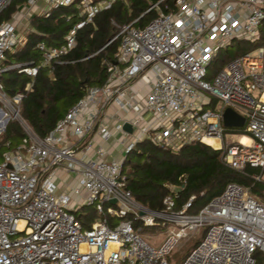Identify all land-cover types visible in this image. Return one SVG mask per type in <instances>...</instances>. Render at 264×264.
Listing matches in <instances>:
<instances>
[{"label": "built area", "instance_id": "2783aa9c", "mask_svg": "<svg viewBox=\"0 0 264 264\" xmlns=\"http://www.w3.org/2000/svg\"><path fill=\"white\" fill-rule=\"evenodd\" d=\"M14 1L0 0V14ZM119 1L125 0H28L30 7L0 24V142L10 121L24 131L22 142L0 157V264H170L179 244L203 228L205 236L181 264H257L256 255H264V203L247 189L229 184L193 214L195 196L178 209V189L171 186L163 210L153 211L128 189L124 162L144 141L174 152L201 142L222 151V161L238 172L258 169L253 178L264 181V46L206 80L213 59L232 41L261 40L264 0H175L169 11L151 6L157 16L145 27H136L137 20L122 27L106 85L90 88L44 138L20 115L25 94L5 91V73L19 70L33 81L41 68L53 70L76 48L78 32ZM73 5L82 20L61 46L38 43L40 65L7 63L25 46L23 21ZM137 81L149 86L147 95L129 94ZM228 108L245 119L243 128L224 126ZM115 140L124 158H109ZM61 171L71 182L60 179ZM85 207L99 215L89 228L77 217ZM162 226L167 235L154 248L141 232Z\"/></svg>", "mask_w": 264, "mask_h": 264}, {"label": "trees", "instance_id": "16d2710c", "mask_svg": "<svg viewBox=\"0 0 264 264\" xmlns=\"http://www.w3.org/2000/svg\"><path fill=\"white\" fill-rule=\"evenodd\" d=\"M26 1L15 0L0 14V24L12 20ZM158 3L163 11H169L174 8L175 0L119 1L78 32L76 48L63 57V63L54 65L53 70L41 68L33 81L19 70H11L2 76L1 82L9 96L25 94L20 115L40 138L46 137L90 88L106 85L108 66L117 61L122 27L136 20V27H145L157 16L156 11L148 10ZM77 12V6L73 5L53 10L48 18L33 15L30 20L31 31L24 40L25 46L10 54L7 63L40 65L43 56L37 50L38 43L61 46L66 35L82 20ZM261 46H264V27L262 38L256 44L245 39L232 41L213 59L206 80L214 78L231 60ZM31 82L32 90L26 92ZM23 137L24 131L19 123L10 122L1 137L0 155L16 148ZM222 155V151L201 142L187 145L179 152L158 147L149 141L141 142L127 154L124 162L127 187L138 203L153 211L163 210L164 199L173 193L171 186L178 189L173 194L178 209L195 196L190 210L193 214H198L232 183L241 185L255 199L264 203V181L253 178L260 171L248 167L244 172H238L222 161ZM77 217L85 228H89L99 215L92 208L85 207L77 213ZM256 257L257 264H264L263 254L258 253Z\"/></svg>", "mask_w": 264, "mask_h": 264}, {"label": "rangeland", "instance_id": "374dc122", "mask_svg": "<svg viewBox=\"0 0 264 264\" xmlns=\"http://www.w3.org/2000/svg\"><path fill=\"white\" fill-rule=\"evenodd\" d=\"M27 2H28V0L26 2H24L21 6L29 5V7H30V4ZM42 4L43 3L40 2L39 6H41ZM20 31L22 32V34H24V36H26L27 33H29L31 31L30 21H23V23L20 27ZM209 82H213V78ZM213 100L215 103L213 107H215V106L219 107L221 105V102L218 99L214 98ZM10 122H12V121H10ZM117 151H118V149H117ZM1 155H3V153H1ZM1 155H0V157H1ZM118 155L121 156L119 153H118ZM125 156H126V154L124 152L121 157L124 158ZM0 161H1V159H0ZM61 175L62 174H60V176ZM64 175L65 174L63 173V177H64ZM67 180H68V178H67ZM159 228H161V229H159ZM144 230H145V232H144ZM167 230H168V226L167 227H163V226L162 227H152V228H148V227L145 228L144 227L142 232H141V235L154 248H158L163 243V240H164L165 236L167 235ZM205 231H206V229L203 228L200 231H198L197 233L191 234V236H189L187 239H184L179 244V246L173 251V253L169 256V258H168L169 263L170 264H181L185 260L187 255L195 248L196 244L202 240V237H203V234L205 233Z\"/></svg>", "mask_w": 264, "mask_h": 264}, {"label": "crops", "instance_id": "0c3cea01", "mask_svg": "<svg viewBox=\"0 0 264 264\" xmlns=\"http://www.w3.org/2000/svg\"><path fill=\"white\" fill-rule=\"evenodd\" d=\"M23 8V6H20L19 7V9L18 10H21ZM26 36H24V38H25ZM148 92H149V86H147L146 84H145V82L144 81H137V82H134L133 84H132V89H131V92L129 91V94L130 95H132L133 93L135 94V93H138V94H140V95H147L148 94ZM116 107L115 106H113V107H110L109 108V110H108V112H109V114L110 115H113V114H115V111H116ZM110 123L113 125V122L112 121H110ZM119 139V138H121V136L120 135H117L116 136V139ZM95 141L96 142H98L99 141V138L98 137H95ZM108 148H109V150H110V155H109V158L110 159H113V158H121V156L123 155V147L121 146V145H119V143H117V141L115 140V141H113L109 146H108ZM117 149H118V151H117ZM116 150V151H115ZM121 155V156H119L118 155V153ZM63 173L65 174L64 175V177H63ZM60 174H62L61 176H60ZM69 175V174H67L66 172H64V171H61V172H59V177H60V179L61 180H66L67 178H68V180H69V182H71V180L73 179V176H67Z\"/></svg>", "mask_w": 264, "mask_h": 264}, {"label": "water", "instance_id": "95a60500", "mask_svg": "<svg viewBox=\"0 0 264 264\" xmlns=\"http://www.w3.org/2000/svg\"><path fill=\"white\" fill-rule=\"evenodd\" d=\"M224 126L227 128H243L245 125V119L239 116L233 109L228 108L223 116ZM124 129L129 133H132L133 129L130 124H125ZM112 204L116 203V200L111 201Z\"/></svg>", "mask_w": 264, "mask_h": 264}, {"label": "bare ground", "instance_id": "6f19581e", "mask_svg": "<svg viewBox=\"0 0 264 264\" xmlns=\"http://www.w3.org/2000/svg\"><path fill=\"white\" fill-rule=\"evenodd\" d=\"M208 143L213 144L214 146H218L217 142L214 140H207ZM243 142L248 143L246 138L243 139Z\"/></svg>", "mask_w": 264, "mask_h": 264}]
</instances>
